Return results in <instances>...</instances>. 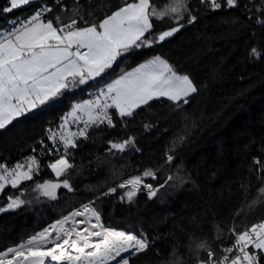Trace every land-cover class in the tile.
<instances>
[{
    "label": "trees",
    "instance_id": "16d2710c",
    "mask_svg": "<svg viewBox=\"0 0 264 264\" xmlns=\"http://www.w3.org/2000/svg\"><path fill=\"white\" fill-rule=\"evenodd\" d=\"M59 1L34 0L4 13L8 0H0V30L11 28L13 20L29 17L42 4L54 6L50 18L59 15L65 22L77 8L92 22L120 4V0H63L58 4ZM164 2L159 0L160 4ZM244 4L251 11H246ZM61 5L66 8L61 10ZM191 6L196 10V23L187 25L167 42L143 50L114 68L109 77L67 92L0 131V162L17 160L46 141L47 130L61 124V117L74 101L91 98L120 71L130 70L153 55L168 59L200 87L183 111L162 99L138 109L123 123L114 115L115 128L90 129L88 139H79V147L70 151L75 167L59 178L69 179L74 191L60 188L55 200L44 197L36 184L57 180L47 165L59 154L40 156V171L32 181L24 182L20 189L9 187L0 195V206L7 203V195H20L21 191V198L29 201L19 209L0 213V251L90 200L95 201L105 225L143 230L155 240V245L133 257L131 264H167L173 249L184 264H195L193 252L188 249L193 239H206L218 255L221 245L231 243L227 238L214 241V225H219L227 237L233 224L239 231L264 220V204L254 211L248 208L264 186V181L257 179L253 163L259 157L264 164V58L254 60L249 56L252 47L264 50V27L255 23L261 0H241L239 8L218 11H210L199 0H191ZM170 26V21L165 20L157 23L156 31ZM178 136L185 140L174 146ZM128 137L135 138L134 147L123 153L108 152L109 140L120 142ZM169 152L176 157L171 165L165 164V154ZM146 169L157 171L154 186L169 175L182 176L185 182L161 190L168 193L163 197L149 199L142 190L132 202L122 201L119 197L126 190L118 189L116 194L97 199L109 187Z\"/></svg>",
    "mask_w": 264,
    "mask_h": 264
},
{
    "label": "snow or ice",
    "instance_id": "6c2138e0",
    "mask_svg": "<svg viewBox=\"0 0 264 264\" xmlns=\"http://www.w3.org/2000/svg\"><path fill=\"white\" fill-rule=\"evenodd\" d=\"M33 2L8 0V6L2 11L11 13ZM199 2L210 11L241 6V0ZM60 7L61 10L66 8L64 5ZM244 8L251 11L247 4ZM195 11L191 0H165L163 4L159 0H120L114 10L92 22L80 14L79 8L66 22L59 15L46 18V14L53 12L47 4L40 5L27 18L13 20L11 28L0 30V131L62 98L67 92L109 77L114 68L128 58L138 56L143 50L167 42L187 25L196 23L198 17ZM256 11L259 15L255 23L264 27V0ZM165 20L170 21L172 26L156 31L157 23ZM249 56L259 60L264 58V50L252 47ZM199 91L200 87L189 74L179 72L161 55H153L131 70L120 71L92 93L90 99L73 103L61 117L57 131L47 130V138L53 147L45 150L49 154H59L47 167L57 180L38 183L36 189L52 200L57 198L60 188L74 191L69 179L59 178L75 167L70 151L79 147V139H88L90 129L101 126L115 128L114 115L123 123L138 109L162 99L170 102L175 110L183 111ZM74 124H82V127L73 131ZM184 140V136H178L174 146ZM135 143L134 137L120 142L109 140L107 150L109 153L113 150L123 153ZM175 159L171 152L165 154V164L171 165ZM253 163L257 179L264 181V164L259 157L254 158ZM40 167L37 156H30L11 167L0 163V195L9 187L20 189L24 182L32 181ZM148 177L157 179V171L146 169L115 187H109L97 199L116 194L118 189L126 190L119 197L122 201L132 202L142 190L146 191L149 199L158 195L163 197L168 193L161 190L175 188L185 182L182 176L169 175L163 183L154 186L145 182ZM241 187L247 192L245 186ZM258 193L248 204L249 210L254 211L264 204V186L258 189ZM22 196L23 191L20 195H7V203L0 206V213L29 203ZM94 205L95 201L90 200L26 240L0 251V264H131L133 257L155 245V240L143 230L105 225L101 211ZM213 227L216 233L214 241L227 238L231 243L226 247L221 245L218 255L206 239H193L188 249L193 252L195 264H262L264 220L244 226L239 231L233 224L227 237L219 225ZM167 264H184L176 249L170 253Z\"/></svg>",
    "mask_w": 264,
    "mask_h": 264
},
{
    "label": "built area",
    "instance_id": "2783aa9c",
    "mask_svg": "<svg viewBox=\"0 0 264 264\" xmlns=\"http://www.w3.org/2000/svg\"><path fill=\"white\" fill-rule=\"evenodd\" d=\"M62 3H63V0H60L58 2V4H62ZM51 7L54 9V6H51ZM50 16H51V13L50 14H46V18H49L50 19ZM77 127H82V124H74V125H72V129L71 130L75 131L77 129ZM51 129L53 131H57L58 130V128H51ZM51 147H53L52 142L50 140H48V138H47L46 141L43 142V144H40L37 147L33 148L30 152L26 153L25 155H23L19 159L14 160V161H2L0 163H5L9 167H11V166L15 165L17 162L26 161L27 158L30 157V156H37V158H39L40 156L41 157H46V156H49L50 154L45 149L46 148H51ZM130 177H132V176H129V177L125 178V179H128ZM125 179H123V180H125ZM152 181H153V179L151 177L145 178V182L146 183H152ZM113 187H115V186H113ZM26 239H23V240H26ZM23 240H21V241H23ZM21 241H19V243Z\"/></svg>",
    "mask_w": 264,
    "mask_h": 264
},
{
    "label": "rangeland",
    "instance_id": "374dc122",
    "mask_svg": "<svg viewBox=\"0 0 264 264\" xmlns=\"http://www.w3.org/2000/svg\"><path fill=\"white\" fill-rule=\"evenodd\" d=\"M131 70V69H130ZM86 99H90V98H84V99H79V100H76V101H74V103L75 102H79V101H83V100H86ZM58 128V127H57ZM86 204V203H85ZM81 207V206H80ZM80 207H78V208H80ZM77 209V208H76ZM75 210V209H74ZM69 213H67L66 215H68ZM66 215H64V216H66ZM62 218V217H61ZM61 218H59V219H61ZM58 219V220H59ZM57 221V220H56ZM115 228H118V229H124V228H121V227H115ZM40 232V231H39ZM34 235V234H33ZM32 236V235H31ZM30 237V236H29ZM28 238V237H27ZM18 244V243H17Z\"/></svg>",
    "mask_w": 264,
    "mask_h": 264
},
{
    "label": "bare ground",
    "instance_id": "6f19581e",
    "mask_svg": "<svg viewBox=\"0 0 264 264\" xmlns=\"http://www.w3.org/2000/svg\"><path fill=\"white\" fill-rule=\"evenodd\" d=\"M51 17V16H50ZM44 142V141H43ZM93 222H95L94 220H93Z\"/></svg>",
    "mask_w": 264,
    "mask_h": 264
}]
</instances>
